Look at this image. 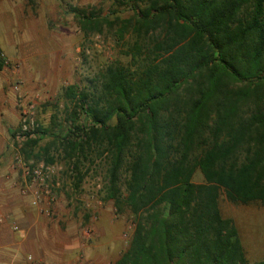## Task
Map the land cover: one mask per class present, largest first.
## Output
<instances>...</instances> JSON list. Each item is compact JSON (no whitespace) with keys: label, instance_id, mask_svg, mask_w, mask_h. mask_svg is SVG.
Masks as SVG:
<instances>
[{"label":"trees","instance_id":"1","mask_svg":"<svg viewBox=\"0 0 264 264\" xmlns=\"http://www.w3.org/2000/svg\"><path fill=\"white\" fill-rule=\"evenodd\" d=\"M118 2L133 12L116 30L129 64L66 86L71 126L32 156L52 163L61 149L75 186L83 161L102 157L105 200L134 224L112 264H264L246 259L219 208L222 192L264 205V0Z\"/></svg>","mask_w":264,"mask_h":264},{"label":"rangeland","instance_id":"2","mask_svg":"<svg viewBox=\"0 0 264 264\" xmlns=\"http://www.w3.org/2000/svg\"><path fill=\"white\" fill-rule=\"evenodd\" d=\"M89 11L95 14L91 25L85 18ZM132 13L118 0H72L65 12L42 14L49 20V27L41 20L34 28L26 30V45L17 48L23 59L9 60L4 101L18 114L20 94L36 98L35 121L47 133L40 136L35 130L32 135L15 142L21 154L23 149L32 150L25 154V160L32 165L45 163L43 158L46 157L42 152L37 159L32 153L40 152L52 141L54 134H62L71 126L66 115L69 111L62 98L63 89L70 84L89 85L88 80L98 76L109 63L129 64L130 56L124 46L129 37L126 34L123 40L119 39L116 30ZM19 80L20 90L14 92L11 86ZM78 122L86 124V116L80 115ZM30 138H37V143L31 147L26 146ZM48 154L54 157V162L45 164L54 165L56 173L51 180L46 205L49 211L42 215L53 222L61 214L62 218L55 222L69 225L74 236L67 239L77 242L73 247L77 251L76 258L59 264H112L127 248L134 224L133 216L127 210L118 212L111 201L105 200L106 177L102 157L90 163L83 161L80 170L84 177L75 186L76 172L70 170L63 151L52 147ZM18 173V181L22 183ZM192 180L203 182L199 170L195 171ZM61 199L64 205L58 210L55 206L56 210H53L55 201ZM219 208L224 218L233 220L246 259L250 262L261 260L264 257V205L258 202L232 203L222 192ZM65 214L67 219L64 220Z\"/></svg>","mask_w":264,"mask_h":264},{"label":"crops","instance_id":"3","mask_svg":"<svg viewBox=\"0 0 264 264\" xmlns=\"http://www.w3.org/2000/svg\"><path fill=\"white\" fill-rule=\"evenodd\" d=\"M72 0H0V49L8 60H22L17 48L26 45V30L36 22L49 20L42 14L65 12ZM83 9H80L82 12ZM7 68H0V211L5 217L0 224V264H59L73 261L77 242L73 230L58 225L42 215L30 202V196L20 194L18 171L11 160L12 140L19 125V113L4 101L7 91ZM9 112L11 116L8 115ZM6 115H8L6 117ZM57 201V202H56ZM53 204L57 210L64 205L63 199ZM67 219L65 214L64 220ZM47 221V222H46ZM18 226L12 230L11 224ZM75 239V238H74ZM76 251V252H75ZM32 257V261L28 260Z\"/></svg>","mask_w":264,"mask_h":264},{"label":"built area","instance_id":"4","mask_svg":"<svg viewBox=\"0 0 264 264\" xmlns=\"http://www.w3.org/2000/svg\"><path fill=\"white\" fill-rule=\"evenodd\" d=\"M0 61L4 67L10 66V61L5 57L0 49ZM21 81L14 83L11 88L14 92H19ZM36 98H27L26 95H19L18 112L19 125L15 129L12 140L11 160L13 169L20 172L22 183L20 186V194L22 196H30V202L37 207L40 213L48 214L49 209L46 207L51 193L52 177L56 173L55 166L39 162L32 165V163L25 160L21 152L17 149L15 142L19 139L32 135L37 128L35 121ZM58 185V184H56ZM5 217L0 211V224L4 223ZM12 230H17L16 224H11ZM28 260L32 261V257L28 256Z\"/></svg>","mask_w":264,"mask_h":264}]
</instances>
